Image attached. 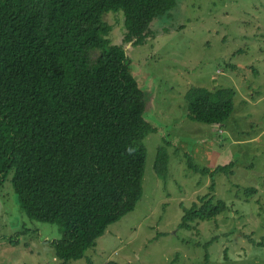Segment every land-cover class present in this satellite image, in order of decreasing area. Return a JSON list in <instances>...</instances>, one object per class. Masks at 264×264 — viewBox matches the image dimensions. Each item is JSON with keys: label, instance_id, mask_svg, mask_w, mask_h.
Returning a JSON list of instances; mask_svg holds the SVG:
<instances>
[{"label": "trees", "instance_id": "obj_1", "mask_svg": "<svg viewBox=\"0 0 264 264\" xmlns=\"http://www.w3.org/2000/svg\"><path fill=\"white\" fill-rule=\"evenodd\" d=\"M176 5L177 0H0V189L12 176L27 217L60 227L62 237L51 245L62 264L84 258L109 226L136 209L148 156L144 143L157 133L145 119V92L124 46L110 39L113 27L105 17L122 12L124 41L137 40V46L154 37V21ZM236 96L232 88H193L187 94L189 118L224 125ZM189 165L213 178L234 167ZM155 170L167 180L164 146ZM201 200L202 206L185 209L181 227L216 219L228 208L213 195Z\"/></svg>", "mask_w": 264, "mask_h": 264}, {"label": "rangeland", "instance_id": "obj_2", "mask_svg": "<svg viewBox=\"0 0 264 264\" xmlns=\"http://www.w3.org/2000/svg\"><path fill=\"white\" fill-rule=\"evenodd\" d=\"M105 19L113 44L127 50L146 95L145 119L157 133L144 143L136 209L70 264H264V0H177L154 21V37L137 46L124 41L122 12ZM199 87L235 90V110L224 125L189 118L187 94ZM163 146L166 181L155 170ZM189 163L211 171L234 167L213 178ZM11 178L0 189V264H62L51 245L62 237L60 227L29 219ZM209 195L228 208L181 227L185 209Z\"/></svg>", "mask_w": 264, "mask_h": 264}, {"label": "water", "instance_id": "obj_3", "mask_svg": "<svg viewBox=\"0 0 264 264\" xmlns=\"http://www.w3.org/2000/svg\"><path fill=\"white\" fill-rule=\"evenodd\" d=\"M125 52H127V50Z\"/></svg>", "mask_w": 264, "mask_h": 264}]
</instances>
